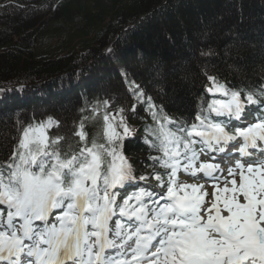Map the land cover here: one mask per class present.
Instances as JSON below:
<instances>
[{
    "label": "snow or ice",
    "instance_id": "6c2138e0",
    "mask_svg": "<svg viewBox=\"0 0 264 264\" xmlns=\"http://www.w3.org/2000/svg\"><path fill=\"white\" fill-rule=\"evenodd\" d=\"M207 91L227 99L202 103L191 123L162 115L155 141H146L160 154L150 157L159 191L139 185L149 177L137 176L123 153L131 135L123 116L121 132L106 113V143L93 138L90 146L81 122L73 135L85 143L63 155L56 147L63 137L49 143L47 135L59 125L55 118L20 127L11 155L0 160V264H264V158L236 160L227 175L219 163L197 164L200 153H226L224 145L237 139L250 156L248 148L264 141V117L233 124L245 107L240 93L215 83ZM246 102L258 103L251 93ZM181 170L197 183H181Z\"/></svg>",
    "mask_w": 264,
    "mask_h": 264
},
{
    "label": "trees",
    "instance_id": "16d2710c",
    "mask_svg": "<svg viewBox=\"0 0 264 264\" xmlns=\"http://www.w3.org/2000/svg\"><path fill=\"white\" fill-rule=\"evenodd\" d=\"M263 8L264 0H0V91L36 84L44 95L42 111L0 116V160L20 127L49 117L59 121L49 143L63 137L62 155L85 143L73 135L81 122L89 146L106 143L107 113L117 131L120 116L131 129L123 153L134 173L152 176L150 157L160 154L146 141L162 115L191 123L213 83L261 95L264 22L249 17Z\"/></svg>",
    "mask_w": 264,
    "mask_h": 264
},
{
    "label": "rangeland",
    "instance_id": "374dc122",
    "mask_svg": "<svg viewBox=\"0 0 264 264\" xmlns=\"http://www.w3.org/2000/svg\"><path fill=\"white\" fill-rule=\"evenodd\" d=\"M42 16L43 15H40L38 21L41 19ZM0 27H3V26L0 25ZM247 29H249L251 31L250 33H251L252 36H257L258 35V32H257V30L254 27H248ZM202 40H205V39H202ZM241 41L244 42V41H247V40H241ZM261 147L264 148V144ZM200 154H201V156L199 157V159L202 160L203 159V154L202 153H200ZM220 167L223 168L224 166L221 165ZM178 178H179V181L181 183H188V184L197 183V181L194 180L193 178H191L190 176H186L183 171L182 172L180 171L178 173ZM199 183L202 184V181L200 180ZM204 190L208 191L209 193H212L214 191V189H212L211 187H209L207 185H204ZM205 201L207 202V197H205Z\"/></svg>",
    "mask_w": 264,
    "mask_h": 264
}]
</instances>
